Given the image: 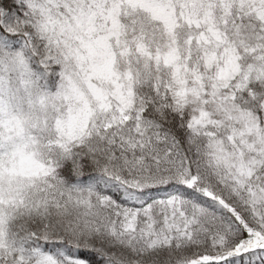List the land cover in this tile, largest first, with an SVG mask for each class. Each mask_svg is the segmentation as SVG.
<instances>
[{
    "label": "snow or ice",
    "instance_id": "obj_1",
    "mask_svg": "<svg viewBox=\"0 0 264 264\" xmlns=\"http://www.w3.org/2000/svg\"><path fill=\"white\" fill-rule=\"evenodd\" d=\"M0 264H264V0H0Z\"/></svg>",
    "mask_w": 264,
    "mask_h": 264
}]
</instances>
